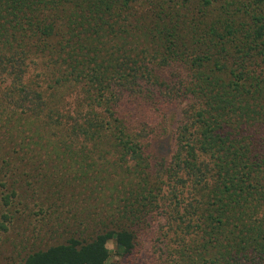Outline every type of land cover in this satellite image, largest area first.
<instances>
[{"label":"trees","instance_id":"obj_1","mask_svg":"<svg viewBox=\"0 0 264 264\" xmlns=\"http://www.w3.org/2000/svg\"><path fill=\"white\" fill-rule=\"evenodd\" d=\"M165 97L168 156L143 115ZM49 161L104 213L23 264L126 255L159 208L162 264H264V0H0L1 184Z\"/></svg>","mask_w":264,"mask_h":264},{"label":"rangeland","instance_id":"obj_2","mask_svg":"<svg viewBox=\"0 0 264 264\" xmlns=\"http://www.w3.org/2000/svg\"><path fill=\"white\" fill-rule=\"evenodd\" d=\"M164 99L159 110L151 109L143 115L147 121L163 126L156 130L159 137L154 140L155 153L168 156L175 147L174 129L185 102L178 98ZM21 124V133L28 135V128ZM54 165L53 161L36 167L24 164L25 175L21 173L17 177L21 169L18 168L21 164L17 163L12 167L15 171L12 176L10 172L4 175L6 184H1L0 180V264H23L27 254L63 242L72 231L79 229L88 233L104 213L96 182L85 188L78 179L73 180L71 169L66 170L60 163ZM66 179L73 181L71 186L65 184ZM39 184L42 188H36ZM5 194L9 196L7 204H4ZM107 195L109 190H105ZM164 222L160 208L152 212L137 230L134 250L126 255L118 253L114 241L109 240L110 255L104 264H162Z\"/></svg>","mask_w":264,"mask_h":264}]
</instances>
